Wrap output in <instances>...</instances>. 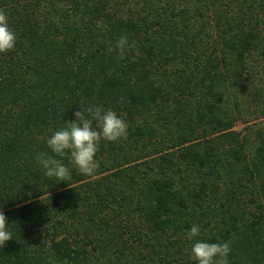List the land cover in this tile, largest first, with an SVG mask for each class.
I'll use <instances>...</instances> for the list:
<instances>
[{
	"label": "trees",
	"instance_id": "1",
	"mask_svg": "<svg viewBox=\"0 0 264 264\" xmlns=\"http://www.w3.org/2000/svg\"><path fill=\"white\" fill-rule=\"evenodd\" d=\"M17 35L0 54V264H264V0H0ZM126 36L139 51L109 48ZM90 106L128 139L101 141L94 176L36 155ZM242 122L240 129L236 128ZM93 121V126H96Z\"/></svg>",
	"mask_w": 264,
	"mask_h": 264
},
{
	"label": "clouds",
	"instance_id": "2",
	"mask_svg": "<svg viewBox=\"0 0 264 264\" xmlns=\"http://www.w3.org/2000/svg\"><path fill=\"white\" fill-rule=\"evenodd\" d=\"M16 44L17 35L9 27L7 14L0 9V54L14 51ZM109 51L116 52L120 59L130 55L135 60L139 55L136 45L129 43L126 36H121ZM75 117V121H67L65 127L55 131L47 139V147L55 155L41 152L35 157L49 179L68 181L72 178L63 160L55 157H68L81 174L94 176L99 168L96 155L101 141L118 142L128 139V124L111 109L105 111L100 107L90 106L75 112ZM93 121L97 122L95 127ZM10 229L6 216L0 211V248L13 239ZM200 236L201 228L197 225H193L187 233V239L194 241L190 253L192 260L197 264H230V242H206L198 239Z\"/></svg>",
	"mask_w": 264,
	"mask_h": 264
},
{
	"label": "rangeland",
	"instance_id": "3",
	"mask_svg": "<svg viewBox=\"0 0 264 264\" xmlns=\"http://www.w3.org/2000/svg\"><path fill=\"white\" fill-rule=\"evenodd\" d=\"M242 126H243V123L242 122H238L237 125H236V128L240 129Z\"/></svg>",
	"mask_w": 264,
	"mask_h": 264
}]
</instances>
